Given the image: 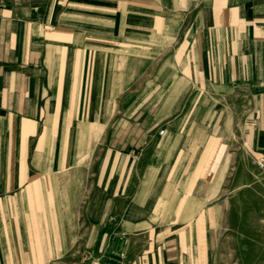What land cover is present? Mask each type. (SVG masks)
Returning <instances> with one entry per match:
<instances>
[{"label":"crops","instance_id":"obj_1","mask_svg":"<svg viewBox=\"0 0 264 264\" xmlns=\"http://www.w3.org/2000/svg\"><path fill=\"white\" fill-rule=\"evenodd\" d=\"M236 124L264 0H0V264H221Z\"/></svg>","mask_w":264,"mask_h":264},{"label":"rangeland","instance_id":"obj_2","mask_svg":"<svg viewBox=\"0 0 264 264\" xmlns=\"http://www.w3.org/2000/svg\"><path fill=\"white\" fill-rule=\"evenodd\" d=\"M229 129L232 138L226 143L225 173L220 177L225 181L220 189L225 202L220 211L219 260L221 264H264V174L245 145V127L236 124ZM77 259L74 255L70 261Z\"/></svg>","mask_w":264,"mask_h":264},{"label":"built area","instance_id":"obj_3","mask_svg":"<svg viewBox=\"0 0 264 264\" xmlns=\"http://www.w3.org/2000/svg\"><path fill=\"white\" fill-rule=\"evenodd\" d=\"M164 134V130L160 131V135ZM257 168L264 174V157H258L255 161Z\"/></svg>","mask_w":264,"mask_h":264}]
</instances>
